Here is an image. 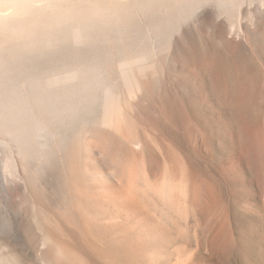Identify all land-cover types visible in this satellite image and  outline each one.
<instances>
[{
  "label": "rangeland",
  "instance_id": "obj_1",
  "mask_svg": "<svg viewBox=\"0 0 264 264\" xmlns=\"http://www.w3.org/2000/svg\"><path fill=\"white\" fill-rule=\"evenodd\" d=\"M261 1L0 68V264H264Z\"/></svg>",
  "mask_w": 264,
  "mask_h": 264
},
{
  "label": "bare ground",
  "instance_id": "obj_2",
  "mask_svg": "<svg viewBox=\"0 0 264 264\" xmlns=\"http://www.w3.org/2000/svg\"><path fill=\"white\" fill-rule=\"evenodd\" d=\"M207 2L208 0H115V4L116 3L117 4L113 5L109 3L108 0H0V12H3V13L8 12V14L5 16L6 18L4 17V15L2 17L0 14V16L2 17L0 19L1 20L3 19V22L0 20V37L2 36L1 38L4 39V37H6L9 33V37L7 36L8 38L6 42H2L3 39H1L2 41L0 40V68H2V66L4 65L6 67L8 63L10 65V63H17V62H22V61H25V62L28 61L29 63L34 62L38 64H39V61L44 62L46 58L44 59L43 57L44 54H42V52L41 53L39 52L43 51L44 48H46V45H52L53 47L55 46V48L57 47L58 49L59 48L62 49L64 46L76 47L77 49L81 47L90 48V46H94L98 44H105L109 46L110 48H118L119 46L123 45V40L119 38L116 40V38H113V36L111 37L109 33L114 32V31L126 33L132 30L133 28L143 30V31H150V32L151 31H154V32L161 31L165 29L168 26V24H170V22H168L167 20L165 21L164 18L167 17L169 19V18L177 17L179 13L181 14V12L186 9H189V13L190 11L193 10L192 12H194L195 14L198 10L200 11V9H204L203 7H206L205 4ZM38 3H39V6H35ZM125 4L127 5L126 8L130 7L131 12L137 17H139V19H141V22L137 23L136 25H133L132 23H130V21L128 23L127 21H125V19H123V15L120 12L121 7L118 8V6L119 5L126 6ZM261 5H264V0L261 1ZM186 11L185 12L183 11L185 15H186ZM152 17L154 19H152ZM4 31L5 32L7 31V32L4 33ZM41 45H45L44 48L41 47L42 50L39 49ZM89 50H86V51L89 52ZM30 51L31 52L35 51V52L31 53ZM69 56H71V54L67 53V55L63 56L65 59L63 57L62 58L63 60L65 61L67 60L68 62ZM73 58H75V55ZM75 59L74 61L76 62L77 59L76 60ZM59 60L63 61L62 59H59ZM90 60L92 59L90 58ZM35 61H38V62H35ZM84 62H86L87 64L86 58ZM84 62L82 61L83 68L80 67V69H78L79 72L83 71L82 72L83 74L85 72H89V71L91 72L92 70L91 69L89 70V68ZM79 64L81 65L80 61H79ZM74 66L76 67V65ZM5 67H3V69ZM27 96L25 97L27 98ZM109 102L112 103L111 99L107 98L106 103L108 104ZM109 107H111V105ZM4 115H6V112ZM4 115H2V118ZM20 121L21 120H19L18 122L20 123ZM6 123L7 122L5 121V124ZM19 123H15V124H19ZM10 124L9 126L11 127L12 125ZM13 127L11 129H13ZM22 132H24V129L22 130Z\"/></svg>",
  "mask_w": 264,
  "mask_h": 264
}]
</instances>
